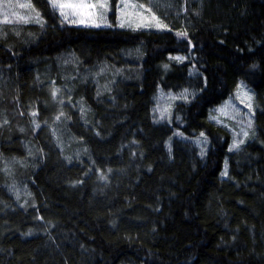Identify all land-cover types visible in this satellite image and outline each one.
<instances>
[{
    "label": "trees",
    "instance_id": "16d2710c",
    "mask_svg": "<svg viewBox=\"0 0 264 264\" xmlns=\"http://www.w3.org/2000/svg\"><path fill=\"white\" fill-rule=\"evenodd\" d=\"M25 1L38 23L0 21V264H264V0H132L160 29Z\"/></svg>",
    "mask_w": 264,
    "mask_h": 264
},
{
    "label": "rangeland",
    "instance_id": "374dc122",
    "mask_svg": "<svg viewBox=\"0 0 264 264\" xmlns=\"http://www.w3.org/2000/svg\"><path fill=\"white\" fill-rule=\"evenodd\" d=\"M116 1V26L138 29L165 28L164 24L158 22L145 8L137 6L132 0ZM50 2L52 6L53 2L56 5H64V7H53L57 9L58 13L64 17V20L68 24L94 28L112 26V22H110V15L112 13L110 0H50ZM99 3H106V8L99 7ZM21 5L24 6L21 7ZM68 5L79 6L70 7ZM89 5L97 6L90 7ZM6 20L12 23L32 24L38 23L39 17L35 10L29 6L28 1L0 0V21ZM248 97H251V100ZM160 98L164 101L162 110L164 111L167 109L166 102H168V98L163 94L160 95ZM173 98L176 97L170 96V104ZM249 104L251 107L248 106ZM253 113L254 101L252 95L246 89H241L228 103L217 109L216 117L228 124L235 133L234 145L236 147L234 148L240 146L245 140L252 138ZM245 133L247 134L245 135ZM206 143V140L202 136L197 138V144L201 147H204Z\"/></svg>",
    "mask_w": 264,
    "mask_h": 264
},
{
    "label": "snow or ice",
    "instance_id": "6c2138e0",
    "mask_svg": "<svg viewBox=\"0 0 264 264\" xmlns=\"http://www.w3.org/2000/svg\"><path fill=\"white\" fill-rule=\"evenodd\" d=\"M5 6H7V5H5ZM24 5H21V7H23ZM30 6V5H29ZM53 6L55 7V6H59V7H64V5H56L54 2H53ZM68 6H70V7H77V6H79V5H68ZM90 7H96L97 5H89ZM99 7H101V8H106V3H99V5H98ZM141 7H143V5H141ZM63 14V13H62ZM39 14L37 13V16H38ZM6 22H7V20H6ZM26 22V21H25ZM97 26H99V25H97ZM178 35H180V33H178ZM177 59H180V58H177ZM53 95H55V92L53 93ZM248 99L249 100H251V97H248ZM249 107H251V105L249 104L248 105ZM33 115H35V113H33ZM247 133H245V135H246ZM233 147H236V145H233Z\"/></svg>",
    "mask_w": 264,
    "mask_h": 264
}]
</instances>
